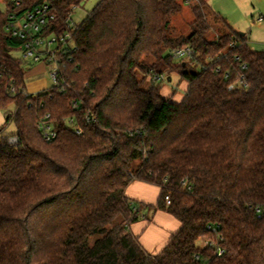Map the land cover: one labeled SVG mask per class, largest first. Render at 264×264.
<instances>
[{
	"label": "trees",
	"instance_id": "16d2710c",
	"mask_svg": "<svg viewBox=\"0 0 264 264\" xmlns=\"http://www.w3.org/2000/svg\"><path fill=\"white\" fill-rule=\"evenodd\" d=\"M185 1L99 0L61 60L65 83L34 95L0 10V109L13 105L18 136L0 134V264H264V49L232 27L207 40L205 0L191 6V33L170 36ZM41 2L55 14L49 29L62 30L82 0H25L22 10ZM180 45L200 67L180 73L174 101L144 57L170 64L163 52ZM138 69L153 72L146 88ZM47 113L49 140L37 127ZM133 179L159 186L155 205L126 196ZM156 209L180 227L151 254L129 225ZM202 235L224 252L199 245Z\"/></svg>",
	"mask_w": 264,
	"mask_h": 264
},
{
	"label": "rangeland",
	"instance_id": "374dc122",
	"mask_svg": "<svg viewBox=\"0 0 264 264\" xmlns=\"http://www.w3.org/2000/svg\"><path fill=\"white\" fill-rule=\"evenodd\" d=\"M99 0H82V2L73 9L72 21L80 23L86 15L92 10L95 4ZM197 4L196 0H190L184 2L182 12L174 14L171 18L169 25V34L172 37L179 35H189L192 31L190 22L193 20V14L191 6ZM204 13L206 15L209 29L205 34V37L209 41L216 40L221 34L229 31V27H232L240 32H246L249 37V45L255 50L264 49V0H205L203 4ZM261 17V19H259ZM169 53V50H165L163 55ZM12 56L19 58L24 70L32 65L37 64L30 59L22 58V51L20 49L13 50L10 53ZM144 59L153 68L154 72H161L163 78L159 79L161 83V94L169 95L168 97L178 98L184 95L186 89V82L181 79L180 73L183 70H199V65L194 62H189L191 57H175L171 56L170 64L164 63L162 59H156L153 56L144 57ZM185 63L181 66L180 63ZM153 72H146L138 69L137 76L139 79H144L142 87L146 88L152 79ZM48 76L43 71L37 73L33 77H28L27 83L30 80L38 77ZM49 77V76H48ZM168 77V80L167 78ZM50 79V78H49ZM48 79V80H49ZM50 84H51V80ZM27 89L29 90L28 86ZM30 91V90H29ZM13 113V105H9L0 109V129L2 133L10 135L15 133V124L11 115ZM139 164V159L133 162V166ZM201 245V240L198 241Z\"/></svg>",
	"mask_w": 264,
	"mask_h": 264
},
{
	"label": "built area",
	"instance_id": "2783aa9c",
	"mask_svg": "<svg viewBox=\"0 0 264 264\" xmlns=\"http://www.w3.org/2000/svg\"><path fill=\"white\" fill-rule=\"evenodd\" d=\"M24 2L25 0H0V10L7 11L4 29L7 35L18 42L17 46L11 51L20 49L23 59H30L35 63H43L51 80L50 86L64 84L65 80L61 74L60 63L63 57L75 50L73 33L78 23L72 21V13H69L65 19V29L56 30L55 27L50 30L49 28L55 20V14L51 10L50 5L41 2L29 9L22 10ZM169 52L175 57L187 56L189 58L194 54V50L187 45L172 47L169 49ZM2 69L3 66L0 65V70ZM214 71H219V67H216ZM161 77L162 75H156L157 79H161ZM236 82L244 84L243 75H240L237 81L230 83L227 88L229 90L234 89ZM14 91L13 80H11L9 86H6V92L10 94ZM35 93L37 92L29 91L26 87V95H34ZM48 117L49 114L47 113L37 123V127L42 131L46 140L56 135L54 125L47 120ZM71 120L69 119V122ZM75 131L78 133V130ZM1 133L2 129H0ZM7 141L9 144H17L18 136L12 133L7 136ZM182 183L185 184L184 181ZM187 188L189 189V186ZM164 200L166 204L170 203L169 194L164 195ZM200 240L202 246L216 247L217 245L216 240L212 236L202 235ZM216 252L217 255H221L224 249L217 246Z\"/></svg>",
	"mask_w": 264,
	"mask_h": 264
},
{
	"label": "crops",
	"instance_id": "0c3cea01",
	"mask_svg": "<svg viewBox=\"0 0 264 264\" xmlns=\"http://www.w3.org/2000/svg\"><path fill=\"white\" fill-rule=\"evenodd\" d=\"M43 70L47 74L46 66L43 63H37L34 67L31 65L25 71L26 87L28 86L30 91L38 92L51 85L48 76H41L27 83L29 76L33 77ZM164 96L168 97L169 95L164 94ZM183 96L178 98L171 97V99L180 101ZM125 194L132 200L155 205L160 194V188L155 184L133 179L127 185ZM143 213L146 215L132 222L129 225V229L138 237V241L145 251L156 254L164 247L171 235L179 229L180 222L172 214L161 209L143 211Z\"/></svg>",
	"mask_w": 264,
	"mask_h": 264
}]
</instances>
